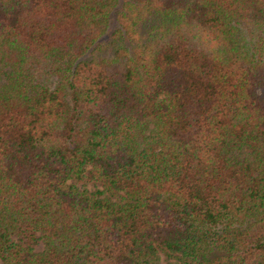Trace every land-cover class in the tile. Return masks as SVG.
<instances>
[{"label": "trees", "instance_id": "obj_1", "mask_svg": "<svg viewBox=\"0 0 264 264\" xmlns=\"http://www.w3.org/2000/svg\"><path fill=\"white\" fill-rule=\"evenodd\" d=\"M0 264H264V0H0Z\"/></svg>", "mask_w": 264, "mask_h": 264}]
</instances>
